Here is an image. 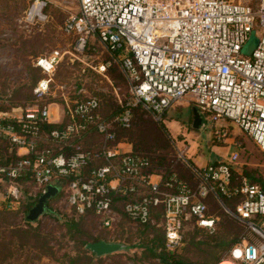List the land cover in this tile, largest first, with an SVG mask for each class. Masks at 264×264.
<instances>
[{"label":"built area","instance_id":"obj_1","mask_svg":"<svg viewBox=\"0 0 264 264\" xmlns=\"http://www.w3.org/2000/svg\"><path fill=\"white\" fill-rule=\"evenodd\" d=\"M77 1L78 13L62 27L73 38L72 53L83 56L90 42L100 43L120 65L129 97L111 122L101 116L96 96L66 104L57 120L50 105L2 118L0 139L17 158L0 167V176L10 183L29 179L41 195L57 183L71 211L79 217L92 212L108 229L121 216L140 226L152 224L160 210L169 251L180 246L188 221L209 232L214 229L216 218L208 205L212 199L249 235L217 264H264V186L245 178L234 183L238 153L201 168L179 155L190 170L189 183L175 171L166 177L149 173L148 158L112 145V125L129 129L135 107L158 121L175 102L189 97L205 117L235 125L264 157V0ZM42 10L43 3L36 0L25 20L38 23ZM256 29L258 43L244 56L241 50ZM61 58L53 51L35 60L43 75L33 89L35 96L50 91ZM105 71L106 65L99 66L100 73ZM52 124L60 126L46 132ZM90 132L101 138L100 147H83ZM224 136L222 130L215 132L217 139ZM44 141L48 147H41ZM20 149L25 153L19 154ZM8 194L16 198L17 188L10 186ZM234 198L239 202L231 212L223 200ZM115 202L121 203L123 215L114 210Z\"/></svg>","mask_w":264,"mask_h":264},{"label":"rangeland","instance_id":"obj_2","mask_svg":"<svg viewBox=\"0 0 264 264\" xmlns=\"http://www.w3.org/2000/svg\"><path fill=\"white\" fill-rule=\"evenodd\" d=\"M35 1L0 0V121L19 116L34 105H50L52 119L57 120L66 104L72 106L86 96L98 97L101 115L111 121L129 97V85L120 65L97 41L89 43L83 56L72 53L73 38L66 36L62 27L78 13L77 0H39L43 3L41 21L28 23L25 16ZM255 32L259 38L260 29ZM53 51L62 56L54 82L46 95L37 97L33 89L43 75L35 67V60ZM103 64L106 71L100 73L99 66ZM193 108L189 97H185L158 121L151 113L137 109L131 129L113 127L116 138L112 145H129L131 151L147 156L156 170L184 172L187 177L183 178L189 183L192 178L185 170L188 158L193 163L201 158L214 163L238 153V162L233 166L236 174L248 183L264 185V157L254 142L225 120L214 122L202 116L203 129H193ZM217 130L224 131L225 136L217 139ZM88 136L90 144L86 147L102 145L93 132ZM9 157L8 145L0 139V167ZM10 186L17 188L16 198L8 197ZM34 186L26 180L10 183L0 176V264H164L163 257L182 264H216L215 260L224 258L233 243L249 236L237 218L212 204L209 213L216 218L214 229L199 230L190 221L180 246L168 251L157 220L143 227L121 216L111 229L104 228L95 215L79 217L71 211L64 189L58 198L47 202V214L29 222L26 216L36 205L33 202L39 193ZM227 208L233 212L235 203ZM49 211L57 216H51ZM99 241L123 248L96 256L86 245ZM154 241L159 247H154Z\"/></svg>","mask_w":264,"mask_h":264},{"label":"water","instance_id":"obj_3","mask_svg":"<svg viewBox=\"0 0 264 264\" xmlns=\"http://www.w3.org/2000/svg\"><path fill=\"white\" fill-rule=\"evenodd\" d=\"M258 43V39L256 38L254 32H252L249 36L248 41L244 45V47L241 50V53L244 56H250L253 50L255 49L256 45ZM193 119L191 123V127L195 130H202L204 127L203 118L204 116L202 113H200L196 108L192 109ZM60 193V187L59 185L53 184L48 185L45 189V192L39 197L37 200L36 205L31 208L26 216V220L29 222H35L44 214L48 213L46 204L47 202L55 198ZM87 249H89L92 253H94L96 256H104L116 251H119L123 248L120 244H113V243H106L103 241H99L97 243L88 244L86 246Z\"/></svg>","mask_w":264,"mask_h":264},{"label":"trees","instance_id":"obj_4","mask_svg":"<svg viewBox=\"0 0 264 264\" xmlns=\"http://www.w3.org/2000/svg\"><path fill=\"white\" fill-rule=\"evenodd\" d=\"M36 86V85H35ZM137 109H141L142 111H145L143 108H141L140 106H138V107H135L134 109H133V120H134V115H135V112H136V110ZM100 111H101V107H100ZM146 112V111H145ZM100 114H101V112H100ZM102 116V115H101ZM103 117V116H102ZM106 119V118H105ZM133 120H132V125H133ZM112 121V120H111ZM110 121V122H111ZM132 125H131V127L129 128V129H131L132 128ZM60 126V124H52V125H50V126H48V128H46V132H47V130L49 129V128H55V127H59ZM117 128L118 126H116V125H112V128ZM113 128V131H114V133H115V135H116V132H115V129ZM119 128V127H118ZM120 129H122V128H120ZM129 129H123V130H129ZM94 133V132H93ZM87 135H91V132L89 133V134H87ZM87 135H86V137L85 138H87ZM95 135H97L96 133H95ZM98 136V135H97ZM89 137V136H88ZM83 145V147L85 148V149H87V148H92V147H86V145L87 144H85V143H83L82 144ZM49 145L48 144H46V145H44V146H42V147H48ZM54 150V149H53ZM133 153H135V154H138V155H141V154H139V153H136V152H134V151H132ZM10 155V154H9ZM141 156H144V155H141ZM144 157H146V158H148L147 156H144ZM10 159L4 164V165H6L10 160H15L16 158H17V156H15V155H10V157H9ZM149 159V158H148ZM149 162H150V159H149ZM149 171V173H152V174H156V175H160V176H162V177H166L169 173H170V171L168 172V170H166V171H161V170H156V169H154V167H153V165L151 164V162H150V169L148 170ZM186 172H188L187 170H186ZM178 173V172H177ZM178 175L182 178V179H184L183 177L184 176H186V173H178ZM187 177V176H186ZM233 177H234V183L236 184V185H238L239 183H241L242 182V179H244L245 177H242L241 175H237L236 174V172L234 171V174H233ZM3 178H5V177H3ZM192 178V176L190 177V179ZM6 179V178H5ZM246 179V178H245ZM21 181H24V180H21ZM26 181H29L30 183H32L31 182V180H29V179H26ZM261 186H264V185H261ZM41 196V194L40 193H38V196H37V198H36V200L33 202V205L35 204V203H37V200L39 199V197ZM60 196V193L56 196V198H58ZM118 200V199H117ZM224 201V205L227 207V205H231L233 202L235 203V205L239 202V198H234V199H231V200H223ZM212 204H215L219 209H221V210H223L215 201H213L212 199H209L208 200V205H209V210H210V207H211V205ZM117 206V203L115 202V205H114V210H116V211H118L117 209H115V207ZM120 212H122L121 211V206H120V210H119ZM224 211V210H223ZM225 213V212H224ZM49 214L51 215V216H57V214L55 213V212H53V211H49ZM89 214H93L92 212H88L85 216H87V215H89ZM160 210L158 211V213L155 215V221L157 220L158 222H157V224H158V228H160V230H161V233H162V235H163V230H162V228H161V225H160ZM226 214V213H225ZM94 215V214H93ZM226 215H228V214H226ZM85 216H83V217H85ZM189 222L190 221H188L187 223H186V225H188L189 224ZM193 222V221H192ZM242 224V223H241ZM151 225H153V224H151V223H149V224H146V225H142L143 227H150ZM193 225H194V223H193ZM243 225V224H242ZM194 227L195 228H197V229H199V230H205V229H201V228H198V227H196L195 225H194ZM243 227L245 228V226L243 225ZM186 228V227H185ZM246 229V228H245ZM207 231V230H206ZM184 232H185V229H184ZM184 232H183V234H184ZM183 234H182V236H183ZM163 243H164V246H165V241H164V236H163ZM236 243H238V242H236ZM236 243H233L231 246H230V248H229V250L231 249V247L233 246V245H235ZM153 245H154V247L156 248V247H159L158 246V243L156 242V241H154L153 243H152ZM88 245V244H87ZM86 245V246H87ZM229 250H228V252H229ZM169 251V250H168ZM228 252H227V254H228ZM226 254V255H227ZM94 255V254H93ZM226 257V256H225ZM224 257V258H225ZM223 259V258H222ZM221 259V260H222ZM221 260H219V259H216L215 260V263L217 262H220ZM162 262L164 263V264H182L180 261H175V260H173V258L171 259V258H168V257H163L162 258ZM216 263V264H217Z\"/></svg>","mask_w":264,"mask_h":264},{"label":"crops","instance_id":"obj_5","mask_svg":"<svg viewBox=\"0 0 264 264\" xmlns=\"http://www.w3.org/2000/svg\"><path fill=\"white\" fill-rule=\"evenodd\" d=\"M95 134V133H94ZM99 137V136H98ZM100 138V137H99ZM100 141H101V138H100ZM46 142V141H45ZM102 142V141H101ZM83 143H85V144H90L89 143V137H87V138H85L84 140H83ZM46 144H48L49 145V143L48 142H46V143H41V147L42 146H44V145H46ZM90 146V145H89ZM118 146H119V148H121L123 151H130L131 149H130V146L129 145H127V144H125V143H118ZM99 147V146H98ZM25 153V151L23 150V149H20L19 150V154H24ZM230 156V155H229ZM228 156V157H229ZM227 157V158H228ZM225 158V157H224ZM224 158H222V159H224ZM188 160L190 161L189 162V164L191 165V166H196V167H199V168H201V167H204L206 164H208V163H210V161H209V159H207V158H201V159H198V162L197 163H193L192 161H191V158H188ZM185 170H187L188 172H189V174L191 175V173H190V170H189V168H187V167H185ZM188 174V175H189ZM186 177V176H185ZM34 188L36 189V190H38L39 191V189L36 187V186H34ZM56 198V197H55ZM52 199H54V198H52ZM52 199H50V200H52ZM120 206H121V203H119V202H117V206L115 207V209H117L118 211H117V213L119 214V215H123L122 214V212H120L119 210H120ZM69 208V207H68Z\"/></svg>","mask_w":264,"mask_h":264},{"label":"bare ground","instance_id":"obj_6","mask_svg":"<svg viewBox=\"0 0 264 264\" xmlns=\"http://www.w3.org/2000/svg\"><path fill=\"white\" fill-rule=\"evenodd\" d=\"M38 9H39V8H38V7H36V11H37ZM36 11H35V12H36ZM41 15H42V13H41Z\"/></svg>","mask_w":264,"mask_h":264},{"label":"snow or ice","instance_id":"obj_7","mask_svg":"<svg viewBox=\"0 0 264 264\" xmlns=\"http://www.w3.org/2000/svg\"><path fill=\"white\" fill-rule=\"evenodd\" d=\"M237 255H239V253H237Z\"/></svg>","mask_w":264,"mask_h":264}]
</instances>
